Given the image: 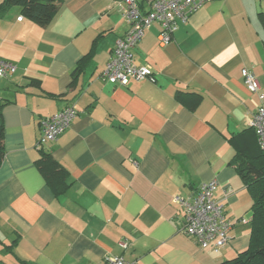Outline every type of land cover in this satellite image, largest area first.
I'll use <instances>...</instances> for the list:
<instances>
[{
	"label": "crops",
	"instance_id": "1",
	"mask_svg": "<svg viewBox=\"0 0 264 264\" xmlns=\"http://www.w3.org/2000/svg\"><path fill=\"white\" fill-rule=\"evenodd\" d=\"M59 1L46 27L18 8L0 16V60L16 68L0 78V264H104L110 256L220 264L246 250L252 202L229 139L248 129L259 104L242 69L264 96V0L206 3L177 21L167 45L153 24L133 57L155 82L125 87L102 77L128 31L122 1ZM137 1L146 13L153 0ZM178 93L202 100L189 110ZM67 107L77 113L69 128L38 147L40 120ZM41 152L66 172L63 191L36 168ZM212 180L213 199L237 221L219 251L179 232L182 214L173 203Z\"/></svg>",
	"mask_w": 264,
	"mask_h": 264
},
{
	"label": "built area",
	"instance_id": "2",
	"mask_svg": "<svg viewBox=\"0 0 264 264\" xmlns=\"http://www.w3.org/2000/svg\"><path fill=\"white\" fill-rule=\"evenodd\" d=\"M121 1L128 31L124 37L116 41L102 77L112 85L125 87L130 81L155 82L150 69L137 67L133 57L134 48L153 24L160 27L158 34L160 44L167 45L171 41L172 34L177 30V21L186 22L206 3L224 0H153L146 13L140 11L137 0ZM17 20L20 21L21 18ZM15 71L14 65L0 60V78L12 75ZM241 78L248 93L256 95L259 101L248 127L253 129L258 146L264 150V96L260 94L258 82L250 71L242 69ZM76 115L74 107H67L54 116L41 119L37 146L55 142L69 128ZM216 188L217 183L214 180L201 183L190 198L177 195L173 198V203L182 214V226L179 232L194 239L201 249L211 247L214 251H219L227 245L228 232L237 221L227 219L223 205L213 199ZM238 222L245 223V221ZM104 264L136 263L127 262L122 257L110 256L105 259Z\"/></svg>",
	"mask_w": 264,
	"mask_h": 264
},
{
	"label": "trees",
	"instance_id": "3",
	"mask_svg": "<svg viewBox=\"0 0 264 264\" xmlns=\"http://www.w3.org/2000/svg\"><path fill=\"white\" fill-rule=\"evenodd\" d=\"M59 4V0H4L0 5V16L12 8H18L23 18L33 21L40 27H46L56 14ZM259 19L264 24V16L259 15ZM32 83L39 86L38 82ZM184 97L186 102L183 100ZM177 99L189 110H194L202 97L195 93L185 96L178 93ZM2 137L3 123L0 114V162ZM229 142L236 148L238 155L233 161L237 164V173L252 202L250 238L246 250L220 264H264V150L258 146L256 135L250 127L242 133L232 135ZM35 165L53 190L63 191L66 188L67 174L49 153L41 152Z\"/></svg>",
	"mask_w": 264,
	"mask_h": 264
}]
</instances>
